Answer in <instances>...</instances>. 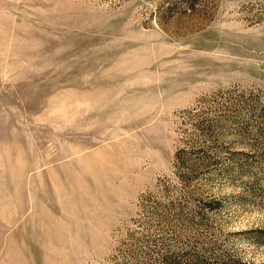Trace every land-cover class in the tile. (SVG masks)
<instances>
[{
    "label": "rangeland",
    "instance_id": "obj_1",
    "mask_svg": "<svg viewBox=\"0 0 264 264\" xmlns=\"http://www.w3.org/2000/svg\"><path fill=\"white\" fill-rule=\"evenodd\" d=\"M0 264H264V0H0Z\"/></svg>",
    "mask_w": 264,
    "mask_h": 264
}]
</instances>
